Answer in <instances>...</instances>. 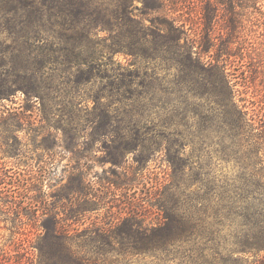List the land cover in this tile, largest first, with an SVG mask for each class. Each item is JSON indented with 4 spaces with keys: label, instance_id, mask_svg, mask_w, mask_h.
I'll return each mask as SVG.
<instances>
[{
    "label": "trees",
    "instance_id": "obj_1",
    "mask_svg": "<svg viewBox=\"0 0 264 264\" xmlns=\"http://www.w3.org/2000/svg\"><path fill=\"white\" fill-rule=\"evenodd\" d=\"M218 3L0 0V101L22 90L27 107L36 106L43 117L38 135L44 143L36 147L46 150L45 170L30 183L0 168V199L9 211L32 216L41 230L32 245L33 264H241L249 253L259 256L255 264H264V165L256 157L264 150V80L255 86L256 57L240 76L221 64V55L236 54L228 45L206 64L195 48L196 38L189 39L202 25L203 45L208 46ZM232 15L222 24L230 44L237 41L240 26ZM120 54L128 57L126 63L116 59ZM155 61L166 64L165 73L175 70V77L161 75ZM195 74L212 95L211 119L229 129L218 159L239 168L221 189L208 187L209 180L198 173L186 177L191 157L169 154L172 173L155 182L144 171L149 169L143 155L149 134L156 130L162 135V129L178 125L167 106L175 109L174 96ZM89 85L99 88L84 98L80 91ZM80 96L93 97L92 111L84 116L75 113L81 110ZM52 107L71 140L64 150L81 152V131L83 140L106 145L112 166L95 177L77 162L70 166L68 183L58 186L52 151L60 144H46L54 136ZM149 108L161 120L166 117L163 126L150 120ZM4 113L0 126H13L12 114L24 119L13 109ZM130 153L136 154L133 160ZM30 187L36 195H29ZM101 209L103 217L87 224L86 214ZM9 254L0 250V264H11Z\"/></svg>",
    "mask_w": 264,
    "mask_h": 264
},
{
    "label": "rangeland",
    "instance_id": "obj_2",
    "mask_svg": "<svg viewBox=\"0 0 264 264\" xmlns=\"http://www.w3.org/2000/svg\"><path fill=\"white\" fill-rule=\"evenodd\" d=\"M192 1L197 2V0ZM221 2H225V4L218 3L219 6L217 8H219V11L216 15H213L212 21L215 22V28L208 46L205 48L203 45L202 39L204 35L200 31L202 26H200V20L197 35L189 34V39L192 41L191 37L196 38L195 48L202 51L200 54L201 62L206 64H209L217 56L216 53L219 47L228 45L232 52L236 54L231 57L227 56V54L221 55V64L226 65L228 72H235L240 76H242L241 72L243 69L246 68L245 64L251 57L254 56L253 59L256 57V64L252 65L256 68L254 69L256 70L255 74L259 77L254 80V84L255 86L259 85L264 80V0H252V2L247 0H221ZM193 15L195 20H197L199 13L195 12ZM231 15L239 21L240 26L237 41L230 44L228 43L227 34L222 29V24L228 21ZM182 40L184 41V39ZM240 55L245 56V58L241 59ZM116 59L126 63L128 57L120 54L116 56ZM154 63L158 68H161L159 72L166 67L163 62L155 61ZM160 73L161 75H168L170 79L176 75L175 70H171L169 74L165 73V71ZM250 73L251 71H249ZM200 77V75L195 74L194 80L186 82L180 94L176 95V97L174 96L175 99L178 97L173 103L175 109L167 106L168 111L175 115L173 122H179L178 125L168 126V130L162 129L160 131L161 133L164 132L162 135L160 133L157 135L156 130V133L152 131L149 134L151 140H148L149 150L143 155L150 160L147 162L149 169H144V171H147V174L153 177L151 182H155L159 177L165 178L171 175V168L167 161L169 154L176 155V157L182 159L191 157V166L186 169V177L195 176L198 173L206 181L209 180L210 184L207 185L208 187L219 186V189H221V187L225 186L224 181L235 179L239 174V168L232 161L227 162L224 159H218L224 154L222 152V143L228 140L227 132H229V129L222 128L221 123L211 119L213 114L215 115V105L212 104L213 98L210 95L211 93H208V86L205 83L206 87L202 84L203 80ZM98 88L99 86L95 85L91 89L89 85L84 91L83 89L80 91L81 96H86L89 91L92 96V92H95ZM81 96L78 98L79 101L81 100V110L75 113L76 115L84 116L92 111L94 103L93 97L83 99ZM25 97L26 95L22 90H17L14 91V94L9 95L8 98L0 101V118L6 114L4 113L5 108L22 112L23 115H21L24 117V119H20L12 114L14 127L0 126V168L3 170L9 169L11 171L10 174L14 173L19 178L31 183L34 177H38L45 170L43 160L44 156H46V150L36 147L40 144V141L44 143L42 140L43 135H38L42 132L40 131V127L43 125V122H41V119H43L42 113L36 106H33L34 103L30 104L33 107H27L29 103L26 102ZM164 103L165 101L162 100L159 104L164 105ZM160 108L162 110L158 109V111H164V108ZM152 109L149 108L147 110L148 114H150V120L153 119V123L158 122L157 124L160 127L163 126V120L166 117L163 116V120H161L158 113L152 112ZM51 111L53 113H50V119L52 120L50 132L54 133V136L47 138L46 144L56 146L55 142L57 141L60 144V146L54 147L52 151L57 163L56 167H54V176L58 186L68 183L71 171L70 166H74L77 162L84 163L85 168L88 167L89 176L95 177L101 174L104 168L108 169L112 166L110 161H106L108 156L106 145L102 143L96 145L95 142H90L89 137L87 138L89 141L87 139L83 140L82 136L84 133L81 131V143L85 141V146L81 145L79 148L81 152H78L77 148L64 150L66 143L71 141L64 134L63 126L66 127V123L55 107H52ZM153 123H146V125L153 126ZM6 128L11 132L8 133ZM45 132L43 131V133ZM87 132L89 133V131ZM179 133H182L181 136ZM96 146L98 149H96ZM10 152H19L21 154L18 157V155ZM78 154L83 157L81 160L77 159ZM135 155V153H130V160H133ZM256 157L264 165V150L260 151ZM255 168H259V166L257 165ZM196 187L197 185H195ZM44 188L52 191L48 185H45ZM36 194L35 187H30L29 195L34 196ZM104 212L101 209L87 213V224L97 216L103 217ZM31 217L24 214L20 216V210L19 212L9 211L7 203L0 199V250L10 252L11 264H33V261H35V249L32 245L39 240L41 230L33 224ZM242 258L241 264H255L259 256L249 253L243 255Z\"/></svg>",
    "mask_w": 264,
    "mask_h": 264
}]
</instances>
